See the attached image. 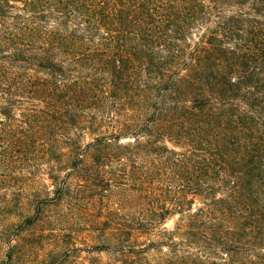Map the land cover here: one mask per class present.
Returning <instances> with one entry per match:
<instances>
[{
    "label": "trees",
    "instance_id": "1",
    "mask_svg": "<svg viewBox=\"0 0 264 264\" xmlns=\"http://www.w3.org/2000/svg\"><path fill=\"white\" fill-rule=\"evenodd\" d=\"M0 264H264V0H0Z\"/></svg>",
    "mask_w": 264,
    "mask_h": 264
},
{
    "label": "rangeland",
    "instance_id": "2",
    "mask_svg": "<svg viewBox=\"0 0 264 264\" xmlns=\"http://www.w3.org/2000/svg\"><path fill=\"white\" fill-rule=\"evenodd\" d=\"M170 224H171V221H169V222H168L166 225H168V226H169Z\"/></svg>",
    "mask_w": 264,
    "mask_h": 264
}]
</instances>
